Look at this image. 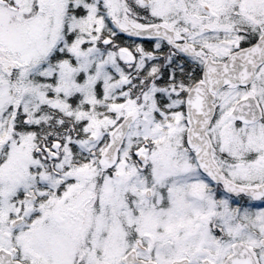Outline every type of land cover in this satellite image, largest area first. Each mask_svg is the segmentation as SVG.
<instances>
[{"label": "snow or ice", "instance_id": "1", "mask_svg": "<svg viewBox=\"0 0 264 264\" xmlns=\"http://www.w3.org/2000/svg\"><path fill=\"white\" fill-rule=\"evenodd\" d=\"M0 264H264V0H0Z\"/></svg>", "mask_w": 264, "mask_h": 264}]
</instances>
